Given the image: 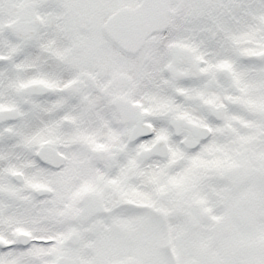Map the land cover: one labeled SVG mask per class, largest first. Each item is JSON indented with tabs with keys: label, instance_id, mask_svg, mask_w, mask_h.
<instances>
[{
	"label": "snow or ice",
	"instance_id": "1",
	"mask_svg": "<svg viewBox=\"0 0 264 264\" xmlns=\"http://www.w3.org/2000/svg\"><path fill=\"white\" fill-rule=\"evenodd\" d=\"M0 264H264V0H0Z\"/></svg>",
	"mask_w": 264,
	"mask_h": 264
}]
</instances>
